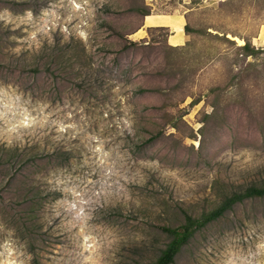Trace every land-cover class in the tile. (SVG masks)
<instances>
[{
    "label": "rangeland",
    "instance_id": "rangeland-1",
    "mask_svg": "<svg viewBox=\"0 0 264 264\" xmlns=\"http://www.w3.org/2000/svg\"><path fill=\"white\" fill-rule=\"evenodd\" d=\"M262 25L264 0H0V264H150L157 226L264 185ZM173 264H264V198Z\"/></svg>",
    "mask_w": 264,
    "mask_h": 264
},
{
    "label": "trees",
    "instance_id": "trees-1",
    "mask_svg": "<svg viewBox=\"0 0 264 264\" xmlns=\"http://www.w3.org/2000/svg\"><path fill=\"white\" fill-rule=\"evenodd\" d=\"M147 14L149 15L148 12L144 13V15ZM157 28L165 30L167 26H157ZM184 30L186 31V33L192 31L191 28L188 26V24H185ZM215 37L219 40H224L232 44L234 43L233 40L226 37V34H224L223 36L216 35ZM130 44H134V42H129V44L124 45L123 49H127ZM239 49L242 50L241 53L242 56H248V55L254 56L258 51L254 48V46H252V44L248 40H245L244 44L239 46ZM254 198H264V185L261 186L251 185L242 192H235L229 196H226L220 202V204H218V206H216L209 212H205L197 217L187 213L185 210H182L183 222L181 224L176 226H167V225L157 226V228L161 232L167 235L168 240L164 244V246L160 248L156 259L150 264H173L176 257L180 253L181 249L192 240L196 231L202 229L211 222L221 218L226 212L231 210L236 204Z\"/></svg>",
    "mask_w": 264,
    "mask_h": 264
},
{
    "label": "bare ground",
    "instance_id": "bare-ground-1",
    "mask_svg": "<svg viewBox=\"0 0 264 264\" xmlns=\"http://www.w3.org/2000/svg\"><path fill=\"white\" fill-rule=\"evenodd\" d=\"M182 24L183 18L181 16H178L177 18L167 14H149L145 16V27L170 26L173 29L174 32L170 36V43L173 46H177L182 43ZM260 37L262 40H264V25H262ZM232 38L236 39L240 44L243 43V40L237 37Z\"/></svg>",
    "mask_w": 264,
    "mask_h": 264
},
{
    "label": "crops",
    "instance_id": "crops-1",
    "mask_svg": "<svg viewBox=\"0 0 264 264\" xmlns=\"http://www.w3.org/2000/svg\"><path fill=\"white\" fill-rule=\"evenodd\" d=\"M183 26H184V25L182 24V30H183ZM147 27H149V26H147ZM172 31H173V30H172Z\"/></svg>",
    "mask_w": 264,
    "mask_h": 264
}]
</instances>
